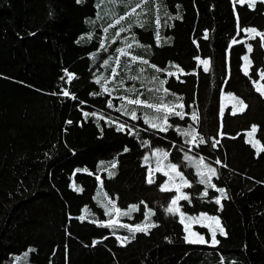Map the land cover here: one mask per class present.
<instances>
[{
  "label": "trees",
  "instance_id": "obj_1",
  "mask_svg": "<svg viewBox=\"0 0 264 264\" xmlns=\"http://www.w3.org/2000/svg\"><path fill=\"white\" fill-rule=\"evenodd\" d=\"M251 3L0 0V264H264V40L245 31L264 33V4ZM181 193L185 224L166 211Z\"/></svg>",
  "mask_w": 264,
  "mask_h": 264
},
{
  "label": "snow or ice",
  "instance_id": "obj_2",
  "mask_svg": "<svg viewBox=\"0 0 264 264\" xmlns=\"http://www.w3.org/2000/svg\"><path fill=\"white\" fill-rule=\"evenodd\" d=\"M77 3H80L81 0H76ZM241 3L244 2V0H240ZM260 2L262 4H264V0H260ZM139 5H137L138 7ZM255 6V0H252V3L250 4V7H254ZM133 11H135V8H133ZM177 19H179V17H176ZM121 19H123V17H121ZM238 19V17H237ZM117 23H119V20L117 21ZM143 26V25H141ZM105 31H107V28H105ZM121 31H124V29H121ZM245 31L249 32V33H254L256 36H259L261 38V40H264V33H261V32H258L255 28H248V29H245ZM157 41H159V33H157ZM77 43H79V41H77ZM233 43H235V41H233ZM129 47H131V45H129ZM118 51H120L121 53L124 52V49H118ZM248 51L251 52L252 51V48H251V45H249V48H248ZM245 61H249V57L248 56H245L244 57ZM145 63H147V61H145ZM201 63H203L205 65V68H204V71H208V61H201ZM153 67H155V65H153ZM247 74V72H246ZM169 75H172V73H169ZM261 78L264 79V71L261 72ZM133 79H135V77H133ZM97 83H100L99 80H97ZM161 83H165V81H161ZM254 84H256V91L259 92L262 96H264V86L260 85V84H257L256 81H253ZM105 91H107V89L105 88ZM131 91V89L129 90ZM65 96H68L69 93L67 91H64L63 93ZM75 98V97H73ZM234 99H237V102L239 105H241L242 107L239 109L240 111H243L244 109L247 108V105L244 103L243 100H239L238 98H234ZM130 104H141L142 101L139 100V99H134V100H130L129 101ZM109 106H111V104H109ZM148 107L150 108H157V110H159V108L161 107L160 105H152V104H148L147 105ZM164 108H167V105H162ZM180 107H183V105H180ZM232 114H236V110L234 109L233 113ZM89 115V113H84V116L87 117ZM175 115L177 116H181L182 117V114L179 113V112H176ZM132 117L133 119L136 118V115H135V112L132 113ZM194 120L197 119V116L195 113H193V117H192ZM160 119L166 121L167 120V116H163L161 117ZM67 123L71 124L72 121H68ZM158 125H156L155 123H153V127H157ZM123 128V125L120 126V128L117 129V131H120L121 129ZM257 131V126L256 125H252L251 127V131L248 132V135L249 136H252L255 132ZM185 135H191L192 136V139L195 140L196 139V135L191 133V132H185L184 133ZM203 142V141H201ZM249 143H252V141H248ZM259 141H256L255 144H253V147H256V144H258ZM260 151H264V148L262 149H259L257 151V155H259V152ZM165 156H167V153H164ZM200 163L202 164L203 163V160L201 159ZM217 163H219V161H217ZM112 167H115V164L112 165ZM170 167L175 171L177 169V165L175 164H172L170 165ZM205 167H208L207 165H205ZM79 171V170H77ZM208 171L212 174V175H216V170L214 168H211V167H208ZM177 175L180 177L182 183L184 186H188L190 187V183L189 181H187L184 177H183V174L182 173H179L177 172ZM198 175L200 176V180H199V183L200 184H205L207 182V178L205 177L204 173L203 172H198ZM148 183H153V181L151 179L148 180ZM210 187H213L215 188L216 186L213 184V185H210ZM79 191V189H77ZM162 190H168V186L165 185L164 188ZM176 190L179 192L180 190V185H177L176 187ZM217 191H219L221 193L222 196H224L226 198V194H225V190L223 188H219L217 189ZM204 195H207V192L204 193ZM180 200H186V201H189V203L191 202L190 200V197L187 195V194H183L181 193L180 195L176 196L175 198L172 199L171 201V206L167 207L166 211L168 213H171V214H176V213H179L180 214V223L181 224H185V213L181 212L180 211V208L177 207V203L178 201ZM216 203L217 204H220L221 201L220 199H217L216 200ZM136 205H133L132 206V210H135L136 209ZM117 211H119V209H117ZM202 218H205V219H208V220H212L215 222V224L217 225L218 227V230H219V233L220 235L222 236H226L227 233L225 232V229L220 226V220L218 217H215V216H206L205 214H201ZM189 220L191 219H195L193 217H187ZM83 219V218H81ZM157 225L155 224H152V225H148V227H156ZM124 227H128L130 231H132L133 233L135 232H138V231H143V232H146L147 231V228L144 227V226H141V225H137L135 226V228H132L131 226H128V225H124ZM184 231L185 232H189V228L187 225H185V228H184ZM216 236H217V230L216 229H212L211 230V244L212 246H216L219 244V241L216 239ZM134 238V236H133ZM125 240H127L128 238L125 237L124 238ZM185 241L189 244H208L209 241L205 239V237L201 234H198V233H190L189 235H186L184 237ZM231 264H235V261H232Z\"/></svg>",
  "mask_w": 264,
  "mask_h": 264
}]
</instances>
